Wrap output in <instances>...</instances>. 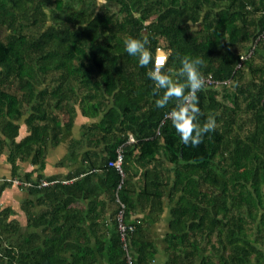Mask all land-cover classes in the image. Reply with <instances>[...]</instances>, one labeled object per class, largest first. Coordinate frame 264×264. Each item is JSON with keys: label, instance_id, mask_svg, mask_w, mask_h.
Returning a JSON list of instances; mask_svg holds the SVG:
<instances>
[{"label": "trees", "instance_id": "trees-1", "mask_svg": "<svg viewBox=\"0 0 264 264\" xmlns=\"http://www.w3.org/2000/svg\"><path fill=\"white\" fill-rule=\"evenodd\" d=\"M263 31L264 0H0V195L25 190L26 226L40 228L23 233L0 208V264H151L148 223L132 214L138 203L158 218L164 196L176 203L163 264H264ZM144 36L154 54L164 39L170 75L181 56L203 59L213 82L198 119L215 113L217 128L199 146L181 143L164 115L174 102L156 107L151 65L126 53ZM78 113L98 120L58 165L83 167L45 175Z\"/></svg>", "mask_w": 264, "mask_h": 264}, {"label": "clouds", "instance_id": "clouds-1", "mask_svg": "<svg viewBox=\"0 0 264 264\" xmlns=\"http://www.w3.org/2000/svg\"><path fill=\"white\" fill-rule=\"evenodd\" d=\"M124 49L129 56L136 57L140 67L148 68L147 77L153 82V95L157 108L164 109L174 102V106L165 112V117L179 134L184 145L199 146L204 136L217 128L215 113H209L201 123L203 115L199 105L200 93L206 84L200 71L204 61L201 57L184 55L179 57V68L174 74L165 71L167 56H156L147 45V36L128 37L124 40ZM156 51V50H155Z\"/></svg>", "mask_w": 264, "mask_h": 264}, {"label": "crops", "instance_id": "crops-1", "mask_svg": "<svg viewBox=\"0 0 264 264\" xmlns=\"http://www.w3.org/2000/svg\"><path fill=\"white\" fill-rule=\"evenodd\" d=\"M162 40V41H161ZM158 39V41H161L160 43L157 42V45L163 46L164 44V39L161 38ZM80 115V116H79ZM78 117L82 118L83 121L78 122L79 123V137L81 135L80 128L83 124H87L88 122H94L97 121V118H87L85 116H82L79 113ZM96 119V120H94ZM75 124V121H74ZM73 124V125H74ZM73 127V126H72ZM71 131V130H69ZM68 134V131H66ZM63 134L64 135L66 134ZM62 137V139H63ZM62 139L60 143L56 147H51L47 148V153H46V158H45V169H44V174L45 175H64L66 173L73 172L74 170L80 169L82 166L79 157L78 159L73 163L69 164L68 163H63L58 165V162L61 161V159L66 155L67 152V145L68 142H65V144L62 142ZM72 139H78V137L74 136ZM64 144V146L62 145ZM87 147L84 145L83 150L86 149ZM51 149V150H50ZM80 156V155H79ZM21 169L22 170H29L31 168V165L27 162H22L21 164ZM0 177H10V170H9V165L4 161V157L0 156ZM9 193H12V197L14 200V204L12 205L10 202H8V196ZM30 196L27 194V192L23 189H20L16 186H11L10 188H6L0 195V208L10 206L14 214L11 215L9 218H14L17 219L20 223V231L24 233V230L27 232H30L31 229L26 226V216L24 211L22 210V201L26 198H29ZM176 200V199H175ZM167 204V206H166ZM136 210L132 214V218H142L148 223V228L147 231L150 233L151 237L150 240L153 242L155 248H156V253L154 256V260L151 262V264H163L165 260L167 259V252H166V244L163 241L164 235L170 231L169 229V220H170V206L168 205V200L163 199L162 201V216L165 217L164 221L161 223L156 222H151V217L149 215V207L146 209H141L140 205L137 203L136 204Z\"/></svg>", "mask_w": 264, "mask_h": 264}, {"label": "built area", "instance_id": "built-area-1", "mask_svg": "<svg viewBox=\"0 0 264 264\" xmlns=\"http://www.w3.org/2000/svg\"><path fill=\"white\" fill-rule=\"evenodd\" d=\"M260 37H262L264 39V31L262 32V34L260 35ZM155 55L156 56H167L166 51L162 48V46H158L156 47V51H155ZM206 83H211L213 82V80L210 78V76L205 78ZM121 162H122V153L120 152V150H117L116 152V156L114 161L110 162V165L115 166L120 172V166H121ZM43 185L46 184V182H42ZM121 210H119V213L117 214V219H118V230L120 232L121 238L122 240L125 241V233L126 231H132L133 227L131 225H126L123 221H122V214H123V204H120ZM125 245V243H124ZM127 262L128 264H132V260L130 259V256L127 255Z\"/></svg>", "mask_w": 264, "mask_h": 264}, {"label": "rangeland", "instance_id": "rangeland-1", "mask_svg": "<svg viewBox=\"0 0 264 264\" xmlns=\"http://www.w3.org/2000/svg\"><path fill=\"white\" fill-rule=\"evenodd\" d=\"M98 2H101V0H97ZM159 43L161 42V41H158ZM158 46H160V45H158ZM78 115H79V113L77 114V116L75 117V124L73 125V127L71 128V131H68V134L66 133V132H64V133H66L65 135H64V137H63V139H62V142L65 144V142H67L68 140L70 141L74 136H76V137H78L79 138V123L78 122H81V121H83V119L82 118H79L78 117ZM80 116V115H79ZM61 119H63V117H61ZM98 119V118H97ZM81 120V121H80ZM94 120H96V119H94ZM23 126H21V134H23ZM64 144H62L63 146H64ZM48 147L49 148H51V146L50 145H48ZM47 147V148H48ZM51 150V149H50ZM167 190H168V188H167ZM165 197H166V199H167V196H164V199H165ZM176 199V198H175ZM173 200L172 202H169L168 201V205L170 206V209L172 208V207H174L175 206V203H176V200ZM8 202H12L11 204L13 205L14 204V200H13V197H12V193H9V196H8ZM166 206H167V204H166ZM40 207H36V209H39ZM164 218L165 217H163L162 216V214H159V217L158 218H155V219H151V222H156V221H158L157 223H161V222H163L164 221ZM31 229V231H33V230H37V231H39L40 230V228H30ZM24 233H28V231L26 232L25 230H24Z\"/></svg>", "mask_w": 264, "mask_h": 264}, {"label": "bare ground", "instance_id": "bare-ground-1", "mask_svg": "<svg viewBox=\"0 0 264 264\" xmlns=\"http://www.w3.org/2000/svg\"><path fill=\"white\" fill-rule=\"evenodd\" d=\"M6 160V159H5ZM34 168V167H33ZM30 171H31V169H30Z\"/></svg>", "mask_w": 264, "mask_h": 264}]
</instances>
